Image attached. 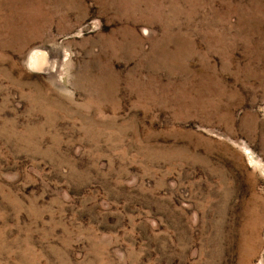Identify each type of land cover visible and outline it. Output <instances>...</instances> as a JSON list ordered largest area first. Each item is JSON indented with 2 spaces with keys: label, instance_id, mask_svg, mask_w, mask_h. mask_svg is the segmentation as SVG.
Segmentation results:
<instances>
[{
  "label": "rangeland",
  "instance_id": "obj_1",
  "mask_svg": "<svg viewBox=\"0 0 264 264\" xmlns=\"http://www.w3.org/2000/svg\"><path fill=\"white\" fill-rule=\"evenodd\" d=\"M0 264H264V0H0Z\"/></svg>",
  "mask_w": 264,
  "mask_h": 264
},
{
  "label": "bare ground",
  "instance_id": "obj_2",
  "mask_svg": "<svg viewBox=\"0 0 264 264\" xmlns=\"http://www.w3.org/2000/svg\"><path fill=\"white\" fill-rule=\"evenodd\" d=\"M39 52L38 51H34V53H32V56H31V59H30V62H31V64H32V66H34V65H40L41 64V58L39 57ZM42 63H43V61H42ZM43 65V64H42ZM41 66V65H40Z\"/></svg>",
  "mask_w": 264,
  "mask_h": 264
}]
</instances>
